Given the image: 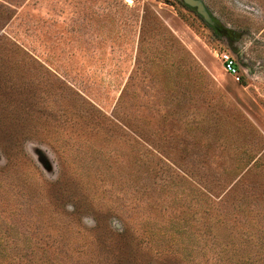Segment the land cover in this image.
Returning a JSON list of instances; mask_svg holds the SVG:
<instances>
[{"label": "rangeland", "instance_id": "rangeland-1", "mask_svg": "<svg viewBox=\"0 0 264 264\" xmlns=\"http://www.w3.org/2000/svg\"><path fill=\"white\" fill-rule=\"evenodd\" d=\"M203 1L0 0V264H264V0Z\"/></svg>", "mask_w": 264, "mask_h": 264}, {"label": "water", "instance_id": "water-1", "mask_svg": "<svg viewBox=\"0 0 264 264\" xmlns=\"http://www.w3.org/2000/svg\"><path fill=\"white\" fill-rule=\"evenodd\" d=\"M183 2L191 8H195L208 24L215 28L220 27L218 20L213 16L203 0H183ZM225 31L224 29L222 30V32Z\"/></svg>", "mask_w": 264, "mask_h": 264}, {"label": "built area", "instance_id": "built-area-1", "mask_svg": "<svg viewBox=\"0 0 264 264\" xmlns=\"http://www.w3.org/2000/svg\"><path fill=\"white\" fill-rule=\"evenodd\" d=\"M220 58L225 70L233 75L237 81H240L242 76L236 58L227 51L221 52Z\"/></svg>", "mask_w": 264, "mask_h": 264}, {"label": "flooded vegetation", "instance_id": "flooded-vegetation-1", "mask_svg": "<svg viewBox=\"0 0 264 264\" xmlns=\"http://www.w3.org/2000/svg\"><path fill=\"white\" fill-rule=\"evenodd\" d=\"M220 24V23H219ZM215 28V27H214ZM226 30L224 27H222L221 25H220V27L219 28H215V30H217V32L218 33H226L228 30H226L225 32H222V30Z\"/></svg>", "mask_w": 264, "mask_h": 264}, {"label": "trees", "instance_id": "trees-1", "mask_svg": "<svg viewBox=\"0 0 264 264\" xmlns=\"http://www.w3.org/2000/svg\"><path fill=\"white\" fill-rule=\"evenodd\" d=\"M5 251L3 247H0V257L6 254Z\"/></svg>", "mask_w": 264, "mask_h": 264}]
</instances>
